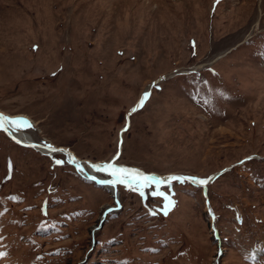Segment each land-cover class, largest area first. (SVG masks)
<instances>
[{"label":"rangeland","instance_id":"374dc122","mask_svg":"<svg viewBox=\"0 0 264 264\" xmlns=\"http://www.w3.org/2000/svg\"><path fill=\"white\" fill-rule=\"evenodd\" d=\"M0 113L84 161L214 177L161 185L167 216L117 184L98 227L109 190L0 130V264H264V0H0Z\"/></svg>","mask_w":264,"mask_h":264},{"label":"snow or ice","instance_id":"6c2138e0","mask_svg":"<svg viewBox=\"0 0 264 264\" xmlns=\"http://www.w3.org/2000/svg\"><path fill=\"white\" fill-rule=\"evenodd\" d=\"M217 2L218 0H214V4ZM152 87H158V84L156 82H153ZM149 97H150V93L147 91L144 92L140 100L138 101V103L130 110L129 115L141 109ZM6 125L10 126L14 130H20L22 128L32 127L31 123L22 117H7L3 113H0V129L7 130ZM127 128H128V125L126 123L124 129H122L121 131L122 132L126 131ZM33 147H35V145H33ZM42 147L48 149L52 153H56V152L67 153V149L56 148V147H53L51 144H47V143H44ZM118 157H119V152H117V156L113 158V161L90 165L92 170L97 171V172H105L112 177V179L110 180H100L99 183L109 184L112 186H115L117 184H123V185H126L132 188L135 191L140 192L141 196H143L144 188H147L151 185H155L156 191H154L152 195L163 197L164 203H163V206L159 209V211L162 212L163 215L165 216H167L169 211L175 206V201L172 200L171 197L167 195L165 192L160 191L161 185L170 186L172 182H178L181 184L191 183L194 185L203 186V185L209 184L214 179V177L212 176L205 177V178H199L196 176L171 174V175L161 177V176H156L152 174H144L139 169L128 168L125 166H118L116 163H114V161L118 159ZM246 159H251V157H247ZM67 162L74 163L78 171H83L82 166L79 163H76L74 157L69 158ZM54 163L56 165H61L65 163V160L55 159ZM240 163L242 164L243 161H241ZM90 178L96 179L95 176H91ZM149 214L156 215V211L153 210ZM0 255H2V253H0Z\"/></svg>","mask_w":264,"mask_h":264},{"label":"bare ground","instance_id":"6f19581e","mask_svg":"<svg viewBox=\"0 0 264 264\" xmlns=\"http://www.w3.org/2000/svg\"><path fill=\"white\" fill-rule=\"evenodd\" d=\"M6 128H7V130H4V129H0V130H1L2 132H4V133L7 135L8 138H10V137H9V134H10L13 138H15V139H16V142H15V143L18 144V145L23 146V144H28V145H30V146H29L30 148H33V149H35L36 151H38V152H40V153H43V154H51V155H52V154H54V155L58 154V155H62V156L64 157L66 163L69 164L70 166H72V167L74 168V170L77 172V174H79V176H81L83 179H86L87 177H91V176H95V177H96L95 180H99V181H100V180H110V179H112V178H108L106 175H105V177H102V176L98 175L99 172L92 170L91 167H90L91 164H97V163H93V162H91V161L88 162V160H86V161L81 160L80 158H78V157L76 156V154H75L73 151H71V150L68 149V148H65V147H62V146H60V147H56V148L67 149V153H63V152L52 153V152H50L48 149L43 148V147H42L43 144L34 142V140H33L30 136H28L27 134H24V133H22V132H19V131H17V130H14V129H12V128H11L10 126H8V125H6ZM120 135H121V134H120ZM10 139H11V138H10ZM11 140H12V139H11ZM120 140H121V139H120ZM12 141H13V140H12ZM19 142H20L21 144H20ZM33 145H35V147H33ZM25 147H26V146H25ZM117 152H118V149H117L116 153L114 154V156H113L109 161H113V158L117 156ZM71 157H74L76 163H79V164L82 166L83 171H78V170L76 169V166H75L74 163H68V162H67L68 159L71 158ZM109 161H108V162H109ZM86 180H87V179H86ZM102 187L105 188V189H107V190H109V191L112 193V196H113L114 191H115L114 186L109 185V184H103ZM116 187H117V186H116ZM117 193H118V196H119L118 187H117ZM117 209H118V208H115L114 210H111V211L113 212V211H116ZM252 255H253V257H257V250H252ZM253 257H252V258H253ZM257 258H258V257H257ZM254 259H255V258H254Z\"/></svg>","mask_w":264,"mask_h":264},{"label":"water","instance_id":"95a60500","mask_svg":"<svg viewBox=\"0 0 264 264\" xmlns=\"http://www.w3.org/2000/svg\"><path fill=\"white\" fill-rule=\"evenodd\" d=\"M9 137H10L14 142H16V139L13 138L10 134H9ZM19 143H20V142H19ZM20 144H21V143H20ZM23 146L29 147L30 145H28V144H23ZM118 152H119V156H120V154H121V149H120V148L118 149ZM116 160H117V159H116ZM116 160L114 161V163H116ZM103 163H105V162H103ZM116 164H117V163H116ZM117 165H118V166H125V165H121V164H117ZM125 167L132 168V167H129V166H125ZM134 169H135V168H134ZM142 172H143L144 174H152V175L159 176V175L154 174V173H146V172H144V171H142ZM166 176H167V175H166ZM185 176H187V175H185ZM161 177H164V176H161ZM86 179L89 180V181L94 182V183H95L96 185H98V186H103V184L99 183V180L91 179L90 177H87ZM116 186H117V185L114 186L115 191H114V194H113V200H114V204H115V206H109V207H107V208H105V209L103 210V212H102V217H101V219H100V222H99L98 227L101 226V224H102V222L104 221L106 215H107L109 212H111V210H114L115 208H120V207H121V204H120V201H119V197H118V193H117V187H116ZM196 186H201V185H196ZM202 187H203V190H204V193H205V190H206L205 185H203ZM215 238H216V237H215ZM216 239H217V238H216ZM92 244H94L93 241H92ZM86 258H87V257H85V258H84L81 262H79L78 264H82V263H84L85 260H86Z\"/></svg>","mask_w":264,"mask_h":264}]
</instances>
